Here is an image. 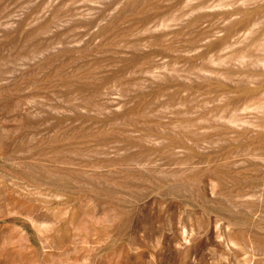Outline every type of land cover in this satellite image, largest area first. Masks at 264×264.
<instances>
[{"label":"rangeland","instance_id":"374dc122","mask_svg":"<svg viewBox=\"0 0 264 264\" xmlns=\"http://www.w3.org/2000/svg\"><path fill=\"white\" fill-rule=\"evenodd\" d=\"M0 264H264V0H0Z\"/></svg>","mask_w":264,"mask_h":264}]
</instances>
